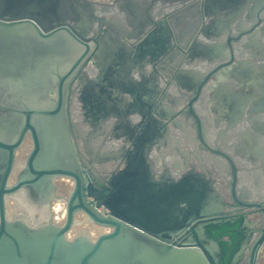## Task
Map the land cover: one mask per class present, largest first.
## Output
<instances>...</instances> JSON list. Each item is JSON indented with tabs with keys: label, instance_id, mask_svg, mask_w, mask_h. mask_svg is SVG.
<instances>
[{
	"label": "flooded vegetation",
	"instance_id": "af4514ba",
	"mask_svg": "<svg viewBox=\"0 0 264 264\" xmlns=\"http://www.w3.org/2000/svg\"><path fill=\"white\" fill-rule=\"evenodd\" d=\"M87 1H70L61 17L73 25L87 17L81 33L91 50L70 81L65 109L85 180L110 186L135 146H149L151 164L140 166L145 179L179 180L194 170L212 179L227 211L253 223L247 258L264 229V3ZM143 21L154 29L155 47L146 53L137 48L141 32L135 30ZM115 87L125 89L121 97ZM32 148L27 134L10 183ZM55 183L52 211L63 224L75 181L57 177ZM7 211L31 218L18 197L8 198ZM83 229L92 237L107 231L78 212L70 235ZM256 264H264V240Z\"/></svg>",
	"mask_w": 264,
	"mask_h": 264
},
{
	"label": "water",
	"instance_id": "95a60500",
	"mask_svg": "<svg viewBox=\"0 0 264 264\" xmlns=\"http://www.w3.org/2000/svg\"><path fill=\"white\" fill-rule=\"evenodd\" d=\"M70 1L0 0V264H256L264 229L246 258L253 223L227 211L212 179L194 170L179 180L145 179L149 146H135L110 186L85 180L65 109L70 81L91 45L81 33L86 16L75 25L61 19ZM135 30L141 32L137 48L152 51L151 24L143 21ZM115 88L121 97L125 89ZM27 134L33 148L10 183ZM57 177L75 181L63 224L52 211ZM9 197H18L31 218L10 217ZM78 212L107 231L71 236Z\"/></svg>",
	"mask_w": 264,
	"mask_h": 264
}]
</instances>
